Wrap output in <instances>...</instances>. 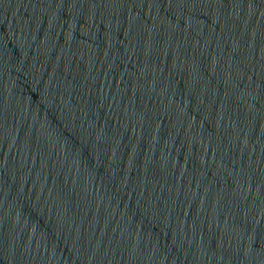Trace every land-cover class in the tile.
I'll return each mask as SVG.
<instances>
[{"label":"water","instance_id":"1","mask_svg":"<svg viewBox=\"0 0 264 264\" xmlns=\"http://www.w3.org/2000/svg\"><path fill=\"white\" fill-rule=\"evenodd\" d=\"M0 264H264V0H0Z\"/></svg>","mask_w":264,"mask_h":264}]
</instances>
